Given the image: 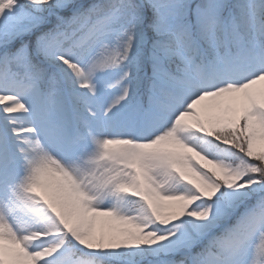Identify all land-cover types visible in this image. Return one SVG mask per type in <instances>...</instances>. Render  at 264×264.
<instances>
[{"label": "snow or ice", "instance_id": "obj_1", "mask_svg": "<svg viewBox=\"0 0 264 264\" xmlns=\"http://www.w3.org/2000/svg\"><path fill=\"white\" fill-rule=\"evenodd\" d=\"M0 264H264V0H0Z\"/></svg>", "mask_w": 264, "mask_h": 264}]
</instances>
